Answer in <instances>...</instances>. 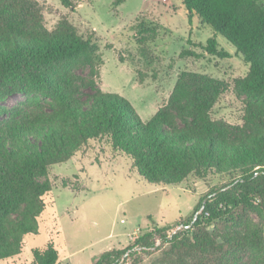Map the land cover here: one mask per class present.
I'll return each mask as SVG.
<instances>
[{
  "label": "trees",
  "instance_id": "obj_1",
  "mask_svg": "<svg viewBox=\"0 0 264 264\" xmlns=\"http://www.w3.org/2000/svg\"><path fill=\"white\" fill-rule=\"evenodd\" d=\"M58 1L66 9L75 8L72 0ZM180 1L188 17H198L222 36L248 66L246 75L235 80L254 101L245 111L254 127L246 141L218 133L221 124L211 118L217 97L204 88L200 75H180L166 106L147 122L117 94L92 89L90 99H79L74 71L94 65L98 46L92 33L79 35L64 17L48 30L33 0H0V101L13 94H36L50 102L47 113L15 121L0 136V260L18 255L21 238L36 233L41 199L52 191L44 179L48 170L66 163L89 141H105L153 186L174 187L210 172L232 176L226 190L201 198L194 211L203 210L187 234L168 237L169 227L153 226L126 252L159 250L158 240L164 264H191L190 257L206 250L225 256L248 244L264 264V230L250 231L241 240L228 232L244 222L249 210L264 218V9L255 0ZM203 50L227 57L217 51L215 38ZM21 204L22 218L10 233L6 219ZM123 254L107 251L95 264H120ZM58 257L51 243L32 250L33 264H57Z\"/></svg>",
  "mask_w": 264,
  "mask_h": 264
},
{
  "label": "rangeland",
  "instance_id": "obj_2",
  "mask_svg": "<svg viewBox=\"0 0 264 264\" xmlns=\"http://www.w3.org/2000/svg\"><path fill=\"white\" fill-rule=\"evenodd\" d=\"M72 1L74 9L64 8L58 0H33L48 30L64 17L79 35L92 33L98 46L94 65L74 71L79 99H90L92 89L117 94L147 122L166 106L180 75H200L205 78L204 88L217 97L211 118L221 124L218 133L231 141L251 137L254 127L246 121L245 111L254 101L235 86L248 66L222 36L198 17H188L180 0H121L117 6L115 0ZM255 1L264 9V0ZM211 38L227 57L203 50ZM186 51L196 56L183 54ZM49 110L50 102L36 94L9 96L0 101V136L13 122ZM44 179L52 191L41 199L36 233L23 236L19 254L0 264H33L32 250L49 243L58 252L57 264H95L107 251H125L120 264H164V247L158 240L156 251L126 250L153 226L169 227L168 237L187 234L190 228L185 227L203 210L194 211L201 198L210 191L226 190L232 176L210 172L202 178L190 176L174 187L153 186L105 141H89L66 163L51 167ZM24 208L21 204L6 219L10 233ZM255 229L264 230V218L249 210L244 222L228 232L241 240ZM188 262L263 264V257L246 244L225 256L206 250Z\"/></svg>",
  "mask_w": 264,
  "mask_h": 264
},
{
  "label": "water",
  "instance_id": "obj_3",
  "mask_svg": "<svg viewBox=\"0 0 264 264\" xmlns=\"http://www.w3.org/2000/svg\"><path fill=\"white\" fill-rule=\"evenodd\" d=\"M195 219H196V214L194 215V218L191 221V223L188 226H186L185 228L189 229L191 227L192 223L195 221Z\"/></svg>",
  "mask_w": 264,
  "mask_h": 264
}]
</instances>
